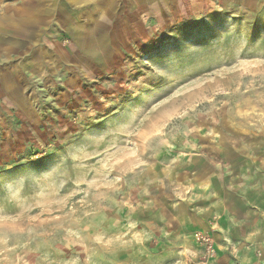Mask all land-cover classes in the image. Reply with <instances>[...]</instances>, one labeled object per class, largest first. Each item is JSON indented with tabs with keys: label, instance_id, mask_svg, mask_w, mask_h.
<instances>
[{
	"label": "rangeland",
	"instance_id": "374dc122",
	"mask_svg": "<svg viewBox=\"0 0 264 264\" xmlns=\"http://www.w3.org/2000/svg\"><path fill=\"white\" fill-rule=\"evenodd\" d=\"M178 15L40 123L0 115V264L188 263L201 211L264 155V0Z\"/></svg>",
	"mask_w": 264,
	"mask_h": 264
},
{
	"label": "crops",
	"instance_id": "0c3cea01",
	"mask_svg": "<svg viewBox=\"0 0 264 264\" xmlns=\"http://www.w3.org/2000/svg\"><path fill=\"white\" fill-rule=\"evenodd\" d=\"M193 1L0 0L1 117L40 123L94 80L96 65L119 56L124 35L152 30L160 18L192 9ZM244 169V179L236 177L201 211L195 231L209 232L217 249L210 264H264V155ZM195 231L186 264L203 251Z\"/></svg>",
	"mask_w": 264,
	"mask_h": 264
},
{
	"label": "built area",
	"instance_id": "2783aa9c",
	"mask_svg": "<svg viewBox=\"0 0 264 264\" xmlns=\"http://www.w3.org/2000/svg\"><path fill=\"white\" fill-rule=\"evenodd\" d=\"M193 240L198 246L203 249V251L197 261L192 262L191 264H210L216 259V244L212 235L209 232L195 231L193 234Z\"/></svg>",
	"mask_w": 264,
	"mask_h": 264
}]
</instances>
